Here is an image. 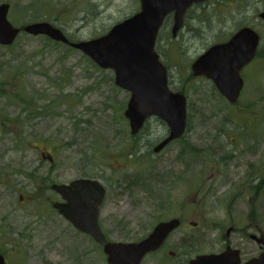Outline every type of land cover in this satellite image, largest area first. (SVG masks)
Here are the masks:
<instances>
[{"label":"rangeland","instance_id":"rangeland-1","mask_svg":"<svg viewBox=\"0 0 264 264\" xmlns=\"http://www.w3.org/2000/svg\"><path fill=\"white\" fill-rule=\"evenodd\" d=\"M4 2L10 5L8 18L14 26L46 21L73 41L101 36L139 10V0H0ZM262 11L264 0H207L186 11L176 37L171 36L172 15L165 18L155 50L171 90L187 97L188 134L159 154L152 148L165 136V123L151 117L140 135L132 137L124 117L129 92L114 84L112 70L99 68L67 45L21 32L12 45L0 46V179L5 171L18 185L27 183L45 154L58 164L59 182L91 178L105 186L101 228L109 241L138 242L156 223L184 218L163 249L147 255L142 264H187L197 255L216 252L221 243L213 240L214 231L190 228V223H228L229 215L208 203L209 182L196 173L191 204L184 208L181 149L188 140L199 148L208 145L211 135L222 142L226 136L220 138L221 129L250 126L264 132ZM245 26L257 31L260 41L253 61L241 71L243 88L233 106L210 80L193 76L190 66L209 46ZM193 153L194 173L202 167L205 152ZM13 192L0 207V253L6 264H107L101 246L64 221L46 237L40 230L27 241L13 235L12 230L30 221L14 206L23 190ZM238 215L248 220V214ZM253 218L264 222V209Z\"/></svg>","mask_w":264,"mask_h":264},{"label":"water","instance_id":"water-1","mask_svg":"<svg viewBox=\"0 0 264 264\" xmlns=\"http://www.w3.org/2000/svg\"><path fill=\"white\" fill-rule=\"evenodd\" d=\"M207 0H139V10L115 23L103 35L88 40L71 41L51 23L32 22L14 26L8 18L10 5L0 4V46L14 43L21 32L30 36H45L87 56L101 69L114 73V84L129 92L124 110L131 135L137 134L148 117L161 119L168 128V136L154 152L183 135L186 129V98L173 92L167 84V69L155 51L158 32L165 18L172 15L171 36L176 37L183 27L188 8ZM264 20V11L258 14ZM259 34L245 26L231 37L209 46L192 62L195 77L210 79L220 94L230 103L240 95L243 79L241 70L249 64L257 51ZM65 204L55 206L73 227L103 244L107 264H141L146 254L157 250L177 229L178 219L157 223L146 237L138 242L105 241L98 225V213L105 194L96 180L76 179L67 185L55 186ZM0 254V264H4ZM187 264H241L237 251L227 248L219 254L197 255ZM244 264H264V253Z\"/></svg>","mask_w":264,"mask_h":264},{"label":"flooded vegetation","instance_id":"flooded-vegetation-1","mask_svg":"<svg viewBox=\"0 0 264 264\" xmlns=\"http://www.w3.org/2000/svg\"><path fill=\"white\" fill-rule=\"evenodd\" d=\"M183 95L186 98L187 112V97L185 94ZM220 96L229 105L234 106V104L238 101L237 100L232 104L222 94H220ZM149 118H147V120ZM187 125L188 122L186 116V129L183 135L167 143L159 151L154 152L153 149L168 136V128L166 126V134L163 138L159 139V141L154 144L152 148L153 153L159 154L161 152H164L170 144L182 140L185 137L186 133L188 134ZM239 128V131H232L233 129L229 131L228 129L225 131L224 129L217 131L220 134V138L226 136L223 138V141L219 142L217 141L218 138H216V136L211 135L210 141L208 140L210 143L208 145L205 144V146H202L200 148L196 147L195 144L192 145L191 141L188 140V142H186L184 144V147L181 149L183 155L185 156L183 168L184 175L182 181L184 182L185 187H187L186 194L184 195V208L190 206L191 204L189 199L191 196L190 187L192 177L196 173L197 176H203L207 183L209 182V185L207 187L208 192L205 194L207 198H210V200L207 199L209 201L208 203L214 206H218L217 210L221 209L222 214L225 213L229 215L230 221L228 223H190V228H198L202 226L205 230L214 231L213 240L220 241L221 246L217 249L216 252L206 254H219L229 248L231 250L237 251V255L240 259L241 264H244L264 253V222L255 221L254 218L252 219V215L254 213H257V211L259 212L264 209V152L262 153V148L264 147V132L261 134V132H258L255 127L250 126H242ZM140 132L141 131H139L135 135H132V137H138L140 135ZM232 134L235 137L229 136ZM193 150H195L196 153H202L203 151L205 152L203 153V155H201V157L205 156V159L203 158L205 161L202 163V167L194 173L192 172L193 163L191 160ZM196 153H193V155H196ZM45 156V154H42V157L38 158V163H41V168H38L39 164L37 163V165L34 167L35 174L31 175V173H29L30 176L28 177L29 181L27 183L18 185L13 181L10 173H5V171H2L3 175L0 179V207L4 204V202L8 201L13 190L18 191V189L21 188L23 192L16 195L14 206L17 207L16 209H18L19 214L23 215L24 218L30 220L24 223L20 229L17 228V231L12 230L11 233L18 236L21 241H27V239L29 240V238L33 239V237L39 232V230L46 237L48 235H52L54 227L57 228V225H60V222L64 221L68 223L73 229L85 235L91 242L97 244L91 236L73 227V225L64 218V216L55 206L56 204L63 205L66 203V201L64 200L62 195L54 189V187L64 184L67 185L73 180L68 183L59 182V177L61 174L58 164L56 163L54 158ZM42 163H46L48 166L42 165ZM38 170L40 171L36 173V171ZM78 179L95 180L91 178ZM223 182L226 184L223 185ZM102 186L105 190V194L103 202L99 207L98 225L105 237V241H109L106 233L101 228V209L106 197V188L104 185ZM195 190H197V188H195ZM221 192L223 193L220 194ZM203 197H201V199ZM196 202L200 204L201 200H198ZM32 207L34 208V211L31 212L29 211V208ZM197 207H199V205ZM240 212L248 214L247 221L240 219V216L238 215L240 214ZM9 213L12 215V211H10ZM171 219L179 220L177 229H179L184 223V218L182 216H176ZM171 234H169V236ZM169 236L164 240L163 244L157 250L149 254L163 249L164 244ZM15 242L17 243L19 241H14V243ZM97 245L101 246V248L103 249L101 244ZM2 255L4 256L6 264L7 258L3 253Z\"/></svg>","mask_w":264,"mask_h":264},{"label":"trees","instance_id":"trees-1","mask_svg":"<svg viewBox=\"0 0 264 264\" xmlns=\"http://www.w3.org/2000/svg\"><path fill=\"white\" fill-rule=\"evenodd\" d=\"M69 39H70L71 41H73L72 38H69Z\"/></svg>","mask_w":264,"mask_h":264}]
</instances>
